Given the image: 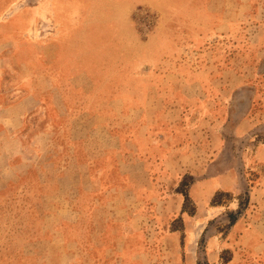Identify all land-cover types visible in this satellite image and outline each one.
Instances as JSON below:
<instances>
[{"label":"rangeland","instance_id":"374dc122","mask_svg":"<svg viewBox=\"0 0 264 264\" xmlns=\"http://www.w3.org/2000/svg\"><path fill=\"white\" fill-rule=\"evenodd\" d=\"M58 1L73 41L58 40ZM67 1L0 0L14 39L9 82L36 79L59 50L62 65L81 66L58 123L61 151L48 162L34 156L42 170L0 184V264H264V8L237 12L240 26L216 27L199 10L211 0H193L186 13L188 0H171L175 9L167 0H77L62 15ZM97 98L113 116L89 121L100 130L90 144L104 126L134 142L124 155L143 159V178L129 185L139 194L104 193L86 179L56 183L68 164L78 167L73 148L79 163L89 161L86 142L70 148L67 118ZM116 98L125 102L110 104ZM101 163L118 188L117 160ZM72 207L84 216L57 217ZM123 209L131 217L111 216Z\"/></svg>","mask_w":264,"mask_h":264},{"label":"crops","instance_id":"0c3cea01","mask_svg":"<svg viewBox=\"0 0 264 264\" xmlns=\"http://www.w3.org/2000/svg\"><path fill=\"white\" fill-rule=\"evenodd\" d=\"M124 1L128 5V3L137 0ZM188 2H185V6L183 7L185 13L191 11L194 7V4H192L193 0H188ZM230 2H225V0H211L205 7H199V10L205 11L208 17L207 23L209 24L212 23L216 27H220L226 23L233 24V26L235 25L237 27L239 25L237 21L240 19L237 12H247L249 9L257 10L264 8V4H261L260 7V4L255 3L254 0H231ZM78 3L77 0H68L64 4L61 3L63 10L61 14L65 15L66 12L68 13L64 5L67 7L70 6L69 8L75 10L74 7L79 6ZM167 3L170 9L179 8L171 0H167ZM58 5L56 6V27L62 28V32L58 34V36L61 35L58 40L73 41L74 38L72 36L64 33L67 22L58 18L60 11L59 1ZM133 12V8L129 9L128 7V12L127 15L125 14L123 22L130 24ZM245 22H250L251 24L252 20ZM260 23L258 24L259 26H264V22ZM71 24L74 23L71 22ZM10 28L9 22L0 21V184H8L12 182L10 179L16 180L22 174L26 175L37 168L42 170V165L35 164L33 160L34 156L40 159L45 158V161L48 162L49 151L55 152V154L61 151L62 146L59 143V138L64 134V125L58 123L64 122L66 115H69L68 108L69 106L72 107V105H69V102H73L70 96H73L72 90L75 88L73 77L75 73H79V70L81 72V66L76 65L75 62L71 61L62 65L60 58L66 53L64 51L62 53V50H59L54 55L56 61H52L54 62L53 66L49 69L41 67L40 72L36 74V79L28 77L23 79L20 84H15V86L7 79V74L15 73L10 51H6L9 50L10 43L14 41L13 37H11ZM69 56L74 57L75 55ZM37 79L38 83L35 81ZM38 88L39 92L37 90ZM66 90L67 92H65ZM124 102V99L116 98L110 104H123ZM100 103V99L98 98L95 101H89L91 106L97 104L94 106L95 108L87 105L85 107L86 109L79 110L72 117L67 118L70 126L68 129L69 132L67 131L70 148H73L79 142H86L87 152L90 151L89 161L84 164L79 163L73 148L71 152L69 151L71 153L70 162L72 164L74 163L73 161L77 162L78 167L76 170L70 168L68 164L70 162H66L68 165L64 173L62 172L63 170L60 172L61 174L58 176L56 183L60 184L62 179L64 181L69 179L74 187V185L81 186V183H85L86 179L94 189L104 187V193L110 191L108 192L109 194L112 192L119 195L130 193L139 194L134 188H130L129 185L135 183L136 179L143 178L145 172V169L142 167L143 159L136 157L133 160H128L124 155L125 152L134 149V142L128 141L120 133L115 134L112 129L104 126L107 130L103 131V137L100 143H97V145L90 144L91 135L96 131L100 133L97 123L106 121L113 116L111 115V111L102 110L101 112V109L97 108L98 105L101 106ZM67 106L68 108L65 109ZM69 110L72 111L71 109ZM34 116H38L39 121L33 119ZM83 118L84 120H82ZM89 121L97 123L89 127ZM91 147L97 148L93 149ZM258 153H261V151ZM105 157H113L117 160L115 173L119 177L118 188H109V177L113 175L108 173L107 165L101 163V158ZM52 162V164L60 168L58 161L54 160ZM5 171L13 174V177L7 179L8 181H4L3 174ZM129 212L131 211H127L126 209L118 210L111 213V216L115 218H129L132 214ZM72 215L76 217L84 216L81 210L72 207V210H59L57 217H72ZM137 216L140 215L137 214Z\"/></svg>","mask_w":264,"mask_h":264},{"label":"trees","instance_id":"16d2710c","mask_svg":"<svg viewBox=\"0 0 264 264\" xmlns=\"http://www.w3.org/2000/svg\"><path fill=\"white\" fill-rule=\"evenodd\" d=\"M183 195L185 196L186 201H188L189 200V195L187 193H184V192H183Z\"/></svg>","mask_w":264,"mask_h":264}]
</instances>
